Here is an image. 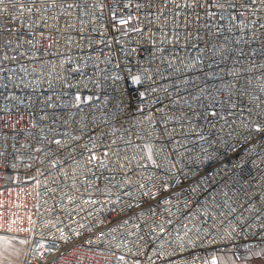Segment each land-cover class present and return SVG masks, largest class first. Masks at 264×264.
Wrapping results in <instances>:
<instances>
[{"label": "built area", "instance_id": "built-area-1", "mask_svg": "<svg viewBox=\"0 0 264 264\" xmlns=\"http://www.w3.org/2000/svg\"><path fill=\"white\" fill-rule=\"evenodd\" d=\"M0 235L22 264L263 249L264 0H3Z\"/></svg>", "mask_w": 264, "mask_h": 264}, {"label": "rangeland", "instance_id": "rangeland-1", "mask_svg": "<svg viewBox=\"0 0 264 264\" xmlns=\"http://www.w3.org/2000/svg\"><path fill=\"white\" fill-rule=\"evenodd\" d=\"M18 238L0 237V260H14L20 257L26 249V244ZM215 260L212 264H264V248L250 252L247 257L240 261L233 260L224 253H215Z\"/></svg>", "mask_w": 264, "mask_h": 264}, {"label": "crops", "instance_id": "crops-1", "mask_svg": "<svg viewBox=\"0 0 264 264\" xmlns=\"http://www.w3.org/2000/svg\"><path fill=\"white\" fill-rule=\"evenodd\" d=\"M0 237H4V236L0 235ZM6 237H11V236H6ZM18 239H20V238H18ZM20 241L21 242L18 241V243H23L24 242L26 244V242L24 240L20 239ZM26 251H27V244H26V249L21 253L20 257L15 258L14 260H0V264H22V262H23V260L25 258V255H26ZM215 262H216V260H215Z\"/></svg>", "mask_w": 264, "mask_h": 264}, {"label": "snow or ice", "instance_id": "snow-or-ice-1", "mask_svg": "<svg viewBox=\"0 0 264 264\" xmlns=\"http://www.w3.org/2000/svg\"><path fill=\"white\" fill-rule=\"evenodd\" d=\"M3 2V0H0V3H2Z\"/></svg>", "mask_w": 264, "mask_h": 264}]
</instances>
